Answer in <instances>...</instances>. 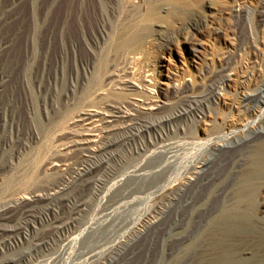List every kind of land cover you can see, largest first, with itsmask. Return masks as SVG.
<instances>
[{
  "label": "rangeland",
  "instance_id": "obj_1",
  "mask_svg": "<svg viewBox=\"0 0 264 264\" xmlns=\"http://www.w3.org/2000/svg\"><path fill=\"white\" fill-rule=\"evenodd\" d=\"M263 91L264 0H0V264H189L175 189L201 166L184 199L218 180L206 209L255 212L263 227L264 106L243 108ZM86 110L106 115L97 132ZM194 216L188 232L206 214ZM252 246L231 254L264 264Z\"/></svg>",
  "mask_w": 264,
  "mask_h": 264
},
{
  "label": "bare ground",
  "instance_id": "obj_2",
  "mask_svg": "<svg viewBox=\"0 0 264 264\" xmlns=\"http://www.w3.org/2000/svg\"><path fill=\"white\" fill-rule=\"evenodd\" d=\"M71 1V0H70ZM75 1V0H74ZM79 2V1H78ZM38 4V3H37ZM147 16V15H146ZM144 19V18H143ZM142 19V20H143ZM148 22V21H147ZM127 30V28H126ZM137 31V30H136ZM128 33V32H126ZM127 38V37H126ZM129 38V36H128ZM140 35L139 33L134 34L133 36H131V38L129 39L128 42L130 43H137L140 40ZM141 41V40H140ZM121 42V41H120ZM119 43V42H118ZM139 43V42H138ZM136 45V44H134ZM122 46V45H121ZM125 47V45H124ZM123 48V47H122ZM116 49V48H115ZM120 51V50H119ZM118 52V51H117ZM120 64V63H119ZM229 65V64H228ZM230 66V65H229ZM125 66H123V69ZM104 72V71H103ZM223 72V71H222ZM220 74H218L219 76ZM221 77V76H220ZM226 78V76H225ZM225 79L223 77L222 82H224ZM116 82V81H115ZM118 82V81H117ZM214 82V81H213ZM216 83V82H215ZM107 84V83H106ZM109 84V83H108ZM219 83L218 85L213 86V90H217L219 87ZM107 87V86H106ZM104 88V87H103ZM121 90H127V91H136V89H140L137 85H135L134 83H131L130 81H124L122 82V84L119 87ZM212 88V87H211ZM216 92V91H215ZM176 93V92H175ZM186 99V98H185ZM199 99V98H198ZM195 101V100H194ZM87 102V101H86ZM197 103V102H196ZM97 104V103H96ZM199 104V103H198ZM157 107V105L155 104H148L147 108L149 110L154 109V107ZM260 106H264V91L263 93H256L253 92L251 94H247L244 99H243V108L245 111H250L253 108H257ZM94 107V106H93ZM159 107V106H158ZM157 107V108H158ZM118 109V108H117ZM252 111V110H251ZM114 112H112L113 115ZM117 114H123L122 111L120 109H118V113ZM118 115H116L115 118H124L123 115H119L120 117H117ZM78 118H81L82 121H91V125L89 129L93 128V132H97L96 129H98V127H95L97 124L102 123L104 118L106 117L105 114H103L102 112L96 111V110H86L84 112H82L79 116H77ZM76 117V118H77ZM74 118V117H73ZM77 122V121H75ZM114 122H117L115 120H113L110 124H113ZM64 123V122H63ZM95 130V131H94ZM217 130V129H216ZM100 135L98 134L96 136V138H98ZM264 138V137H263ZM257 142V141H256ZM97 143V142H96ZM220 146V144H219ZM93 148V147H92ZM95 148V147H94ZM48 149V148H47ZM153 150V149H152ZM52 156V155H51ZM259 156H260V165L264 164V145L262 144V147L260 149L259 152ZM258 156V158H259ZM37 158V157H36ZM39 159V158H38ZM256 160V159H255ZM235 164V163H234ZM233 164V165H234ZM203 165V164H202ZM140 169V168H139ZM82 170V169H81ZM81 170H77L76 174L80 175L81 174ZM138 170V169H137ZM204 166L201 167H197L195 168L190 176L180 182L178 184V186L175 189V194L177 196V205L179 207L178 210H176V216L177 218L180 217L179 215V210L181 208L182 205H187V207H189V214H182V224L180 225V227L175 228L177 232L178 236V241H179V245H178V250L183 251V247H185V243L188 240H192V247L189 248L190 251L186 250L184 251V254L182 255V257L178 260V262H183L184 259L189 258V264H199L200 262V255L202 257L203 253H208L211 249L212 250H220L221 256L212 263V264H242L239 263L238 261H236V258L233 257L232 250L235 246L237 245H242L243 244H250L253 246H256L259 250V252L261 253V256L264 258V226L261 227L257 224V221L254 220L253 216H251L252 214H254L252 212L251 215H248L246 213L243 212H239L237 210L232 211V210H226L223 208V205H221L220 209L218 208V210L215 212H209L206 209V204L207 201L210 199V197L212 196V194L214 193L216 187L219 189L218 187V180H210L211 184L210 185V192L208 194V196L204 199L207 200L205 201V203H202L203 199H200L201 201L197 200L196 198H194V193L192 194H188V196L184 199L185 193L187 192L188 188H192L197 186L199 183L202 182L203 179V173H204ZM75 174V173H74ZM230 174V173H229ZM204 177H205V173H204ZM164 178V177H163ZM160 180V179H159ZM91 181V180H90ZM161 181V180H160ZM160 181L156 182L155 184L159 183ZM167 181V180H166ZM164 182V181H163ZM223 182V181H221ZM249 182V181H248ZM69 183V182H68ZM28 184V183H27ZM89 184V183H87ZM162 184V183H161ZM202 184V183H201ZM67 185V184H66ZM152 186V185H151ZM201 186V185H200ZM224 186V185H223ZM251 186V185H250ZM250 186L248 187V189L250 188ZM14 187V186H13ZM221 187V185H220ZM228 187V186H227ZM163 188V187H162ZM172 188V187H171ZM196 188V187H195ZM232 188V187H230ZM247 188V187H246ZM157 189V188H156ZM170 189V188H169ZM174 189V188H173ZM198 189V188H197ZM248 189H243V190H248ZM18 190V189H17ZM214 190V191H213ZM217 190V189H216ZM221 190V188H220ZM225 190V189H224ZM222 191V196H225V191ZM62 189H59V187H53L49 194H46L44 196L41 195H37V196H32V194L29 196H22L20 197L16 202H12L8 205H6L5 210L2 211L1 213H3L4 215H9L12 214L13 212H15L17 209H19L20 207H22V204H24V202H29L30 204H34L40 201H49V200H53L54 198H56L60 193H61ZM155 191V190H154ZM174 191V190H173ZM144 192V191H143ZM164 192V191H163ZM244 191H242L243 193ZM247 192V191H245ZM250 192V191H249ZM136 193V192H135ZM161 193V192H160ZM159 193V194H160ZM230 192H227V194ZM240 193V192H239ZM238 193V194H239ZM241 193V194H242ZM252 193V192H251ZM17 194V193H16ZM126 194V193H125ZM144 194V193H143ZM142 194V195H143ZM163 194V193H162ZM244 194V193H243ZM241 197H244L245 194ZM248 197V200L246 199V202L249 201V196L248 194H246ZM252 195V194H251ZM137 196V195H136ZM164 196V195H163ZM240 196V195H239ZM226 197V196H225ZM225 197L223 199H225ZM238 197V195L236 196ZM246 197V196H245ZM252 197V196H251ZM127 198V197H126ZM125 199V198H124ZM212 199V198H211ZM229 199V198H228ZM239 199V198H238ZM245 199L242 200L245 201ZM251 199V198H250ZM57 200V199H56ZM62 200V199H61ZM215 200V199H214ZM237 200V199H236ZM241 200V199H240ZM55 201V200H54ZM175 201V202H176ZM210 201V200H209ZM217 201V200H216ZM251 201V200H250ZM224 202V201H223ZM239 202V200H238ZM231 203V202H230ZM241 203V202H240ZM245 204V202H243ZM250 204V202H248ZM254 203V202H252ZM27 204V203H26ZM52 204V203H51ZM83 204V203H82ZM210 204V203H209ZM234 204V203H233ZM243 204V205H244ZM247 204V203H246ZM255 204V203H254ZM128 205V204H127ZM211 205V204H210ZM238 205V204H236ZM208 206V205H207ZM240 206V205H239ZM247 206V205H246ZM253 206V205H252ZM255 206V205H254ZM78 207V206H77ZM183 207V206H182ZM244 207V206H242ZM248 207V206H247ZM256 207V206H255ZM26 208V206H25ZM28 208V206H27ZM176 208V207H175ZM211 208V207H210ZM209 208V210H210ZM235 208V207H233ZM245 208V207H244ZM243 209V208H242ZM248 209V208H247ZM254 209V208H253ZM255 210V209H254ZM253 210V211H254ZM182 211V209H181ZM204 212V215L206 214V217H204V219L200 220L198 222V224L196 226H194L195 228L193 230H191L190 232H188L189 227L193 224H190L193 220V217H195L194 215L197 212ZM244 211V209H243ZM250 211V210H249ZM77 212H75L76 214ZM248 213V212H247ZM251 213V212H250ZM256 214V213H255ZM199 215V214H198ZM201 217V216H200ZM203 217V216H202ZM259 217V216H257ZM261 218V217H260ZM259 218V219H260ZM155 217H152L151 220H148L147 222L144 223L143 226L147 225V224H151L154 222H151L152 220H154ZM158 220V219H157ZM215 221V225L213 226L212 221ZM256 220H258V218H256ZM177 221V220H176ZM180 221V222H181ZM178 222V221H177ZM116 223V221H115ZM120 223V222H119ZM263 223V222H262ZM261 224V223H260ZM190 225V226H189ZM262 225V224H261ZM179 226V225H178ZM56 228V226H55ZM54 228V229H55ZM58 228V227H57ZM191 228V227H190ZM193 228V227H192ZM109 229V228H108ZM173 231V226L169 227L168 232H172ZM52 233V232H51ZM174 233V232H173ZM175 234V233H174ZM49 235V234H48ZM171 235V233H170ZM176 235V234H175ZM177 236V235H176ZM190 243V242H188ZM41 244V243H40ZM187 244V243H186ZM252 246V247H253ZM255 247V248H256ZM237 248V247H236ZM235 249V248H234ZM64 250V249H63ZM244 250V249H243ZM253 250V249H252ZM65 251V250H64ZM238 251V250H237ZM67 252V251H65ZM177 252V251H176ZM215 252V251H214ZM253 252V251H252ZM217 253V254H218ZM241 253V251H240ZM244 253V252H243ZM242 253V254H243ZM259 253V254H260ZM116 254V253H115ZM179 254V253H178ZM250 255L249 252H245L244 255ZM64 256V255H63ZM219 256V255H218ZM242 256V255H241ZM252 256V255H251ZM253 256H255V253H253ZM216 257V256H215ZM236 257V256H235ZM243 257V256H242ZM256 257V256H255ZM248 258V257H247ZM254 258V257H253ZM261 257H259L260 259ZM262 258V259H263ZM22 259V258H21ZM243 259V258H242ZM240 260V259H239ZM248 260V259H247ZM264 260V259H263ZM18 261V260H17ZM210 261V260H209ZM246 261V260H245ZM260 261V260H259ZM258 261V262H259ZM206 261H204L205 263ZM241 262V261H240ZM249 262V260H248ZM246 262V263H248ZM257 262V261H256ZM257 262V263H258ZM263 262V261H262ZM92 263V262H91ZM203 263V264H204ZM255 263V262H254ZM105 264V262H104ZM209 264V263H207ZM249 264V263H248ZM252 264V263H251Z\"/></svg>",
  "mask_w": 264,
  "mask_h": 264
}]
</instances>
